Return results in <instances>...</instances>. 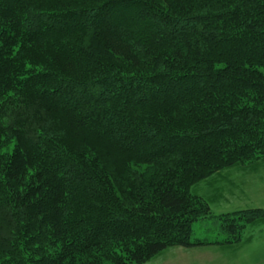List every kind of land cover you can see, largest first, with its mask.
<instances>
[{
	"label": "trees",
	"instance_id": "1",
	"mask_svg": "<svg viewBox=\"0 0 264 264\" xmlns=\"http://www.w3.org/2000/svg\"><path fill=\"white\" fill-rule=\"evenodd\" d=\"M257 162L264 0H0V264L238 244L264 211L192 239L190 188Z\"/></svg>",
	"mask_w": 264,
	"mask_h": 264
},
{
	"label": "rangeland",
	"instance_id": "2",
	"mask_svg": "<svg viewBox=\"0 0 264 264\" xmlns=\"http://www.w3.org/2000/svg\"><path fill=\"white\" fill-rule=\"evenodd\" d=\"M251 166L224 169L190 188V193L202 197L210 208V216L192 224V239H229L231 234L221 227L219 216L254 209L264 211V164ZM245 225L238 244L170 248L145 264H264V216Z\"/></svg>",
	"mask_w": 264,
	"mask_h": 264
},
{
	"label": "crops",
	"instance_id": "3",
	"mask_svg": "<svg viewBox=\"0 0 264 264\" xmlns=\"http://www.w3.org/2000/svg\"><path fill=\"white\" fill-rule=\"evenodd\" d=\"M258 164H264V162H257V163H254V164H251L253 166V168H255ZM250 166V165H249ZM251 166V167H252ZM255 166V167H254ZM249 168V167H248ZM223 215V214H222ZM228 246H232V245H227L226 247ZM221 247H225L224 245H222Z\"/></svg>",
	"mask_w": 264,
	"mask_h": 264
}]
</instances>
